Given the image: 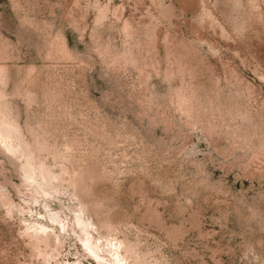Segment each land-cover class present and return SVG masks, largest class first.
Here are the masks:
<instances>
[{"label":"rangeland","instance_id":"1","mask_svg":"<svg viewBox=\"0 0 264 264\" xmlns=\"http://www.w3.org/2000/svg\"><path fill=\"white\" fill-rule=\"evenodd\" d=\"M115 241L264 264V0H0V264Z\"/></svg>","mask_w":264,"mask_h":264},{"label":"bare ground","instance_id":"2","mask_svg":"<svg viewBox=\"0 0 264 264\" xmlns=\"http://www.w3.org/2000/svg\"><path fill=\"white\" fill-rule=\"evenodd\" d=\"M54 219V218H53ZM79 225H81L82 226V228L85 230V237L83 238V243H84V245H85V249H87L88 251H89V253H90V256H91V254L93 255V256H95V258L96 257H100V255H99V251H97V249H98V247H100L99 245L98 246H96L95 245V243H94V241H92L91 240V231H88L89 229L88 228H94L95 230H96V226H94V224L91 222V221H85V219L83 220H79ZM48 228V227H47ZM49 229V228H48ZM40 230H42L43 232L44 231H46L47 229H46V226H42L41 228H40ZM61 230V229H60ZM57 237H58V235H57ZM56 237V239H58ZM100 237H101V235H100ZM103 237V236H102ZM62 239V238H61ZM102 239V238H101ZM59 240H60V237H59ZM59 240H58V242H59ZM106 240V239H105ZM117 240V239H116ZM96 241V240H95ZM107 241H109V240H107ZM56 243V242H55ZM100 243V242H99ZM103 243V242H102ZM108 243V242H107ZM106 243V244H107ZM109 245L107 246V251L110 253V257H111V260H112V264H127V260H126V258L124 257V255L122 254V247H121V242H119V241H115L114 243H108ZM103 246V245H102ZM101 248V247H100ZM103 249V248H102ZM105 249V250H106ZM87 253V252H86ZM92 256V257H93ZM102 258V257H101ZM99 259V258H98ZM104 259V258H103ZM107 260V259H106ZM108 261V260H107ZM106 261V262H107ZM127 261V262H126ZM111 262V261H110ZM109 262V263H110Z\"/></svg>","mask_w":264,"mask_h":264}]
</instances>
